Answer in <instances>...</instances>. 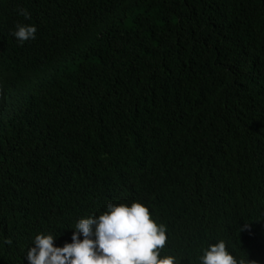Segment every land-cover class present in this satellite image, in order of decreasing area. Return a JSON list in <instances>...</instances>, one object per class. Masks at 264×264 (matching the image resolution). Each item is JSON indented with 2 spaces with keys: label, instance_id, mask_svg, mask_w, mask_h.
<instances>
[{
  "label": "trees",
  "instance_id": "obj_1",
  "mask_svg": "<svg viewBox=\"0 0 264 264\" xmlns=\"http://www.w3.org/2000/svg\"><path fill=\"white\" fill-rule=\"evenodd\" d=\"M110 201L264 264V0H0V264Z\"/></svg>",
  "mask_w": 264,
  "mask_h": 264
},
{
  "label": "clouds",
  "instance_id": "obj_2",
  "mask_svg": "<svg viewBox=\"0 0 264 264\" xmlns=\"http://www.w3.org/2000/svg\"><path fill=\"white\" fill-rule=\"evenodd\" d=\"M18 14L30 19L27 9H18ZM36 33V25L18 23L12 35L23 45L36 39ZM72 229L71 242L63 246L54 245L58 235L52 232L36 234L27 250V264H181L174 255H161L167 226L158 223L140 201H110L100 214L81 217ZM3 243L13 241L5 238ZM198 259L200 264H247L222 239L210 243Z\"/></svg>",
  "mask_w": 264,
  "mask_h": 264
}]
</instances>
